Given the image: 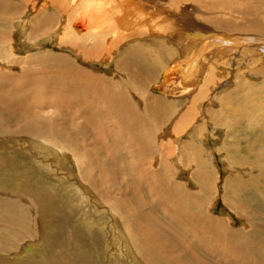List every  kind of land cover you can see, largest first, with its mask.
Listing matches in <instances>:
<instances>
[{"label":"rangeland","instance_id":"rangeland-1","mask_svg":"<svg viewBox=\"0 0 264 264\" xmlns=\"http://www.w3.org/2000/svg\"><path fill=\"white\" fill-rule=\"evenodd\" d=\"M128 1H133V5L136 7L137 11L139 10L138 16L126 15V13L120 11L117 14V18L123 22L125 20L122 18H127V22H133L134 20L136 23H130L131 26H127L125 29L121 27L118 31L123 34L122 36L127 37L128 34L131 33L134 34L135 37L130 41H127V38L122 40L117 37V39L120 40V45H118V49L114 50L111 56L106 59L105 64L99 61V63L93 61L89 68L100 74H106L105 76H113L118 69L114 63L122 57V51L124 52L130 46H139L142 53L138 56L144 55L146 59L148 58L147 61L152 66V71L154 73L151 75L150 84L145 90L148 96L140 94L139 97L138 95L137 102L133 103L130 109L134 111L138 102L141 106H144L152 99L159 100L160 102L157 106H161V108L164 109L162 110L157 107L161 117L155 119L153 115V120L149 122V129L147 132L150 137L143 139L145 142L142 146L143 148L150 147L147 151L144 150V153H150V156H153L155 154L154 149L160 148L162 145L164 146L163 149H169L171 147L174 150L176 149V152L179 151V153H182L184 158L179 156V158L176 157L172 159L173 162L170 163L172 167L164 170H162V163L159 172L162 176L164 175V178L160 176L156 180L151 171L155 169L154 165H156L155 161L157 159H154V157L149 159L148 157L147 159L153 162H151V164L152 167H154H148L146 169V166L142 165L143 167H138L136 171L137 167H134L133 162L127 161L123 156L124 153L122 151L119 153L118 151V166L120 167L116 174L114 170H109L111 169L110 163H104L106 161L102 160V155L96 152L99 150V147L96 144V137L92 135L90 129L79 128L78 133L75 135L74 131L71 129L70 120L64 122L60 115L66 107L63 106L64 109L55 105L52 107L49 106L52 103L50 102L49 104V102L46 101V107L45 105L34 109L31 107L35 111L28 113V115L34 117V115L40 116L41 114L42 122L52 121L56 126H62L63 131L67 135H70L74 139V142L78 143V146L74 144L77 148L75 146L69 147L70 149L68 148L67 155H70V157L67 159L63 158L64 155H62L60 149H56L57 151L55 150L54 147H56V145L53 147V141L49 139L47 141V139L40 136L36 138L32 135L28 137L26 134V138H24V135L16 136V138L18 137L16 139V145L8 141L7 146L9 148L0 149V166H2L0 168V191L7 199L6 203L2 202L0 209L6 210V207L12 204L9 198L18 197L21 190H26L32 194V196H36L37 198L34 205L36 212L46 206L44 212L46 214L48 213V215L53 218L51 224H48V228H50V226L52 227V225L54 227V231L52 229V238L54 237L55 239H52V245L64 244L60 238L65 241V231L70 229V231L77 234L75 238L80 239L79 241L86 249L83 251L84 253L81 252V254L76 256L77 259L76 257H74V259L66 257L71 261L69 263L73 264L145 263L143 261L144 258L140 257L139 254L135 252L137 250L134 245L131 244L132 251L134 252L131 253L130 250H125L127 246L126 243L123 242L124 239L121 238L122 236L118 238L120 241L115 236L117 228L113 230L111 227V224L114 223V214L111 215L112 212L110 209L115 208V210L112 211L117 215L119 206H121V210L119 211V223L124 233H128L127 235H129V220L131 223L137 221L138 224L136 225H139L138 230H144V232L150 231L147 237L153 238L151 240L157 241V243L162 246L156 247L151 244L152 249L156 252H160H158V258L154 257L157 261H160L159 257H162L164 262L168 261L165 264H180V262L176 260L177 252L171 253L170 250L171 248L176 250L178 246H169V244L173 245L175 242H178L179 244H187V246L184 245V247L190 251L191 254L198 253L202 256V253L203 256H205L206 264H253L247 260L252 258L263 263L264 248L261 252H255L257 249L254 247V251H247L244 255L238 254L239 257H236L234 253L229 252L225 248V243H227L225 240L228 241L227 236H229L232 230L236 232V236L234 238L230 237V243L232 242L235 244L236 249L246 244L244 242V238H246L244 232L247 230H249L251 234H259L261 236L262 241L256 239L252 241L253 244L256 242V244L258 243L261 247L264 246V208L256 204L252 206L250 204L252 203L251 200L249 197H246L252 190L249 187H243V185L247 186L249 184V178L258 175L259 168L254 167L252 164L254 163L255 165L257 160L254 161L252 157L251 160H241V162L239 160L235 163L237 158L236 155H239V153L236 152H238L237 150L240 148L235 147V144L240 143L242 146L245 142V145L247 139L249 141L251 138L249 135L257 136L261 140L259 141L260 143L264 140V111L256 115H249L246 110L243 112L239 111L238 113L241 114L242 118L240 115L238 117L235 114L230 115L227 112L228 110H236L238 108V98L245 95L247 96L250 93L254 94V99L252 100L259 103L261 106L259 108H263L264 110V93L259 92V90L264 87V73L259 75V70L257 69L258 64L264 63L261 59L258 61L255 60L256 56L257 58L261 57L260 50L258 49L259 46H256L258 49L256 52H259L258 55L255 53L247 56L249 62H245L246 60L244 61L242 58L244 56L241 55L243 51L247 50L245 45L244 47L241 46L242 48H238L235 56H233V54L231 57H222L219 53L215 55L210 54L209 56L208 53H206V56L200 60L202 65H198V71L195 77L189 80L188 77L181 74L180 68L184 67V62L179 58L180 50L176 36L181 30H183L182 32L188 31V33H186L187 37L191 36L195 33L197 27L201 25V21H204L202 19L212 18L219 9H209L208 5L193 6L190 4H180L178 6H173L169 3L165 4V0H160V4H158L155 9L152 7H149V9H139V5H137L139 2L138 0ZM0 2V6L5 5L4 7H0V65H3L1 67H5L8 70H20L19 66L12 64L15 63L13 62L14 58L17 59V63L20 59H31L39 57L41 54H44L45 57H47L46 55L59 54L60 57L77 61L76 57L78 54L81 56L83 54L82 52H84V54L91 52L88 48H84L81 53L76 54L69 48L61 47V43L69 41L70 39V42L72 41V34L74 32V34L78 32L79 34H77L78 36L76 35V37H79L81 33L83 35L88 32V29L90 31L97 28L95 23H97V25L101 24V21H89V10H92L93 16L100 14V10L98 12V10L90 7L87 0H1ZM110 6H113V4L107 5V21L108 24L113 26L115 23L114 18L112 15L108 14ZM122 13L125 15L123 16ZM232 13L235 14V12ZM84 15H86V17ZM76 16L78 17L76 18ZM225 16L226 15H222V18ZM45 17L51 20L49 29L48 27L42 29L44 27H42V24L39 22ZM139 17L140 20H138ZM38 22L41 28L38 29L39 31H34L33 26ZM97 31H99V29H97ZM114 35L107 33V35L103 37H106L107 41L110 42ZM77 39L78 38H76V40ZM242 42L243 41H241V43ZM160 43L163 44L166 51L164 50L162 52L159 50L157 44ZM34 44L35 46L31 47ZM148 51H151L150 55L146 54ZM95 53L96 51H94L92 55ZM89 55H91V53ZM240 56L242 60H240ZM254 60L256 62H254ZM141 71L142 74H140L139 68L135 67L131 72L139 73L149 81L146 67L143 66V70L141 68ZM118 79L119 81L128 79L126 72L122 69L118 72ZM141 82L140 79L136 81L131 80V85L136 88H142ZM10 89L11 88L6 85L1 87V90L6 92L4 101L10 100L9 97L13 93V91L10 92ZM141 95L144 96V98L146 97L145 101L142 100L143 97ZM19 101V103H21L24 99ZM125 106H127V104L124 102L118 105L119 110L123 113L125 112ZM254 107L257 108L256 105H254ZM248 110H250L249 107ZM66 111L69 112L70 109L68 108ZM11 114L13 116L15 114L16 116L17 111ZM6 115L11 117L9 114ZM49 118L52 120L48 121ZM108 118H110V114H108ZM20 119L22 118H17L18 121H21ZM159 119L163 122L159 123ZM28 120L21 122L15 121L12 125H9L3 120V122H0V132H8L13 129H22L24 127V129L27 130L31 127L29 125L30 123H23H26ZM247 120L249 123H245ZM58 121L63 124H59ZM38 122H40V120H38ZM47 122L44 124H47ZM146 122H148V120H146ZM250 124L253 127L249 128ZM22 125L24 127H20ZM27 125H29V127H27ZM246 125H248V127ZM90 128L92 129V127ZM247 133L248 136H246ZM257 137H255V140H257ZM21 138L23 140H21ZM115 138H117V136L113 135V139ZM4 139L5 137H0V140ZM64 141H67L66 136L63 138L62 142ZM81 141H85L86 143L83 144ZM257 142L258 140L256 143ZM40 143L41 146H38ZM189 144H192L191 148H194L197 152V146L202 148V153L200 152V155L197 153L195 160V164L201 167L204 170V174H206H203L202 182L195 178L194 173L197 172V168L195 165H190V160L188 159L189 154H185L183 151L185 148L189 149ZM117 145H119V143ZM140 149L141 147L138 146V150L142 152ZM260 150H258V153H262L263 149L262 151ZM75 153L81 156L79 157L80 159L82 158L81 160L83 163H81L79 157H77L76 161L74 157ZM168 156L161 155L158 157L162 160L167 159ZM176 159H178V161ZM119 160H121V162ZM5 162H7V164L3 167L2 163ZM75 162H78V164L80 163L79 165L82 164L81 168L78 164H75ZM244 162L246 166H244ZM248 165H250L251 168H248ZM87 166L90 167L89 171H86L88 168ZM262 168H264V166ZM91 170L92 174L88 173L91 172ZM107 170L108 176L104 178L101 176L102 171L107 172ZM119 170H121V175H119ZM117 178H119L121 182L117 180ZM11 180H13V182ZM142 180H145V182ZM260 180H263L262 189L264 190V177H260ZM127 181V184L138 189V191L135 192L136 199H132L133 197L125 183ZM177 184H181L179 190ZM240 185H242V187ZM232 191H234V193ZM187 194H190L192 199H190ZM263 195L261 197L262 204H264ZM175 199L178 203L173 207L171 203ZM28 200V196L23 197L24 203H28ZM96 202L101 204L100 208L97 206L98 204H96ZM191 202L195 204V215L191 217V212L193 213L194 211L190 210L187 211L186 214H180L182 210L190 209ZM258 204H260V201H258ZM154 206L159 208L157 217H160L159 219L164 217L163 219H167L169 222L163 220V225H155L148 222L147 218L142 215V212ZM176 207H178V209ZM105 209L107 212L103 211ZM175 209H180L176 216L174 215L176 213ZM124 211L129 212L130 218L124 216V213H122ZM203 212L205 213V219H203V221H198V218L204 217ZM63 217L66 218L65 221ZM209 218L215 219L217 222V224H215L217 227L215 234L218 233L220 236L219 238L222 237V244L219 243V248H217L216 251L213 250L216 248L215 245H213V241H211L210 237L206 236V233L198 231L197 233L199 235L200 232V235L197 238L192 234L197 227L200 229L207 227V219ZM246 219L249 221L248 225H246ZM219 222H222V224ZM190 223H193L194 227L190 225ZM218 224L222 225L223 228L221 230ZM223 225H226V227ZM227 227L229 228L227 232H225L224 228ZM124 228L126 230H124ZM205 238L207 242H205ZM189 243H193L194 245L191 246ZM208 245L209 247H204ZM45 247L46 246L43 247V245H40L39 241L30 242L23 239L19 241L18 247L14 251L15 253L20 250L21 255L15 257L11 264H17L18 262V264H21L30 259L37 261L39 264H55L54 257L48 261L47 254H43ZM246 249H242L239 252L246 251ZM69 250L70 249L63 248V251ZM184 250L185 249H183L181 253H185L188 257L189 254ZM207 256L214 259L212 261L215 263L210 262L211 259H208ZM190 262L191 261H188L186 263L191 264ZM259 262L257 264H259Z\"/></svg>","mask_w":264,"mask_h":264},{"label":"bare ground","instance_id":"bare-ground-1","mask_svg":"<svg viewBox=\"0 0 264 264\" xmlns=\"http://www.w3.org/2000/svg\"><path fill=\"white\" fill-rule=\"evenodd\" d=\"M87 1L89 2L88 4H90V7H93L95 10H98V12L100 10V14H98L96 16H93V14L91 12L92 10H89L88 14H89L90 19L89 18H87V19H89L90 22L101 21V24L97 25V23H95V26L97 28H95L94 30H90V31L88 29L87 30L88 32H86L83 35L81 33V35H79V37H76V35L79 33L77 32L76 34H74L75 33L74 32L72 34L73 35L72 41L70 42V40H71L70 39L69 41H65V42L61 43V47L69 48L76 54L81 53L84 48H88L91 51L90 52L91 55H89L90 54L89 52H87L89 54H87V53L84 54V52H82L83 54L81 56L78 54V56H80V57H78V56H77L78 58L76 57L77 61L60 57L59 54L58 55H46L47 57H45L44 54H41L39 57H34L31 59H25V58L20 59V61H18L17 63H16L17 59L14 58L13 62H15V63H12V64H14V65L16 64L17 66H19L20 70H17V69L16 70L15 69L14 70H11V69L8 70L5 67H1L3 65H0V122L1 121L3 122V120H4L9 125H12V123H15V121L21 122L24 120L26 121L28 119H32V120H28L26 123L22 122L23 124H29L30 123L29 125L31 127H29V125H27V127L30 128V129L28 128L29 130L24 129L25 127L22 125L20 127H24V128H22V129L19 128L20 130L19 129H16V130L13 129V130L8 131V132H4V131L0 132V137L1 136L5 137L4 140H0V149L9 148L7 146L8 141H10V142H12V144L16 145L15 144L16 139L18 138V137L16 138V136H21V135L25 136V134L28 137H30V135H32V136H34V138H36L37 136H40L42 138L47 139V141H48V139L53 141V143H52V144H54L53 147L55 145H56V147L58 146L57 148L54 147L55 150L60 149L62 155H64L63 158L68 159V157H70V155H67L68 148L73 147L75 145L78 146V143H75L74 139L70 135H67L63 131L62 126H56L55 124L52 123V121L51 122H47V121L42 122L41 121L42 120L41 114H40V116L34 115V117H31L28 115V113L35 111V110H33L34 108L43 107V105H45V102L48 101L49 104H50V102L52 103L49 106L53 107L55 105L57 107L59 106L62 108H63V106L66 107L65 109L63 108L64 110H63V112H61L60 115H61L62 119L64 120V122H67L70 120L71 129L74 131L75 135H76V133H78L79 128H85L87 130L90 129V132L92 133V135L96 137V144L99 147V150L96 152L97 153L99 152L102 155V157H101L102 160L106 161L104 163H110L111 169H109V170H114V172L116 174L118 173V169L120 167V166H118V158H119L118 151H119V153H120V151H122L124 153V155H123L124 158H126L127 161H132L134 167L135 168L137 167L136 171H137L138 167H143L142 165L146 166V169L148 167L153 168L155 166V169H153L151 172H153V175L155 176V178L157 180V178L162 176V174L159 172L161 169L162 163H163L162 170L168 169L169 167H172V165H170V163L173 162L172 159H174L176 157L179 158V156L184 158V156L182 153H179V151L176 152V149L174 150L172 147L169 149H167V148L163 149L164 146H162V145L160 146V148L154 149L155 154L153 156H150V153H144L145 152L144 150L147 151V149L150 147L149 146L148 148H143V146H142V144L145 142V141H143V139L150 137V135L147 132L149 129V126H148L149 122H151L153 120L152 119L153 115L155 116V119L160 118L161 114H160L158 108L162 109L161 106H157V104L160 102L157 99H152L151 101H148L150 103L147 102L144 106L143 105L141 106V104H139V102H138L137 105L135 106L134 111H131V109H130V107L133 106V103L137 102L138 95H139V97H140V94H142L144 96H148V94H147V92H145V90L147 89V87L150 84L151 75L154 73L152 71V66L147 61L148 58L146 59V57L143 54H142L143 56H141V55L138 56L139 54L142 53V50L140 49L139 46H130L124 52L122 51V53H123V54H121L122 57L115 61L114 64L118 68L115 75L105 76L106 74L105 75L100 74V73L93 71L89 68V66H91L93 61H97V62L99 61V62L105 64L106 59L108 57H110L111 54L114 52V50L118 49V45H120V40L117 39V37L121 38L122 40L127 38V41H130L133 39V37H135V35L131 34V33L128 34L127 37L122 36L123 34H121L118 31V29L121 27H122V29H125L127 26H131L130 23H136V21L133 20V22H127V18H122L125 20L123 22L117 18V14L120 11H122V12L126 13V15L130 14V16H138L137 14H138L139 10L137 11L136 7L133 5V1H128V0H87ZM138 1L139 2L137 5H139V9H143V8L149 9V7L150 8L152 7L153 9H155V7L158 4H160L159 3L160 0H138ZM164 3L165 4L169 3V4H172L173 6L174 5L178 6L180 4H190L193 6L208 5L209 9H219V10H217V13L215 14V16H212V18L210 17V19H202L204 21H201V25H199V27H197L195 33H193L191 36L187 37L186 33H188V31L182 32L183 30L178 32V35L176 36V38L178 39V46H179V50H180L179 58H181V61L184 62V64H183L184 67L180 68L181 74L183 76L188 77L189 80H190V78L195 77V75L198 71V65L199 64L202 65L200 60L204 56H206V53H208L209 56H210V54L215 55V54L219 53L222 57H227V56L231 57L233 54H234L233 56H235V53L238 50V48H242L245 45V48H247V50L244 49L245 51H243L242 52L243 54H241L242 56H244L242 58L244 59V61L246 60L245 62H249L247 60L248 59L247 56H249L251 54H255V53L258 55L259 52H256V51L259 49L261 57L257 58V56H256L255 60L258 61L259 59H261V61L264 63V46H261V45H264V0H207V1L206 0H165ZM0 4H1V2H0ZM108 4H113V6H110V8H109L110 10H108V14L112 15L114 18V21H115L113 26L108 24V21H107L108 20L107 5ZM84 5H86V4H84ZM4 6L1 5L0 7H4ZM143 6H146V7H143ZM69 11H70V9H69ZM210 11H212V10H210ZM78 12H80V11H78ZM112 12H115V13H112ZM232 12H235V14H233ZM122 15L124 16L125 14L122 13ZM222 15H226V16L222 18ZM84 16L86 17V15H84ZM162 16H164V15H162ZM77 17L78 16H76V18ZM138 20H140V17L138 18ZM39 22L42 24V27H44L42 29H46V27H48V29H49V25L51 23V20L48 19V17H45L44 19H42ZM39 22L36 23L34 26L32 25L34 28V31H39L38 29L41 28ZM87 24H88V22H87ZM97 29H99V31H97ZM30 30H31V28H30ZM67 32H68V30H67ZM107 33H110L113 35L115 34L114 37L110 40V42L107 41L106 37H103V36L107 35ZM76 38H78L77 39L78 41L76 40ZM241 41H243V42L241 43ZM257 43H259V44H257ZM157 45H158L159 50H161L162 52L166 49L162 43L157 44ZM33 46H35V44L32 45L31 47H33ZM256 46H259V48L257 49ZM29 49H31V48H29ZM145 50H146V48H145ZM261 50H262V52H261ZM94 51H96V53L94 55H92L94 53ZM151 51L146 52V54L150 55ZM11 57H13V56H11ZM29 57H32V56H29ZM29 57H27V58H29ZM240 58H241V56H240ZM242 58L240 60H242ZM230 59H232V58H230ZM255 60H254V62H256ZM4 64H6V63H4ZM143 66L146 67V72L148 71L147 77H148L149 81H147L143 76L140 75V74H142L141 68L143 70ZM135 67L139 68L140 74L136 73V72H131ZM199 67H201V66H199ZM120 69H122L124 72H126V76L128 77V79L119 81L118 72ZM257 69L259 70L258 71L259 75L263 74L264 73V64H258ZM200 71H202V70H200ZM263 77H264V74H263ZM138 79H140V81H142L140 83L143 86L142 88H139V87L136 88L135 86L131 85V80L136 81ZM3 85H6L7 87L11 88L10 92L13 91V93L9 97L10 100L4 101L5 97H6V92L1 90V87ZM140 90H142L143 92ZM259 92L264 93V87L261 88L259 90ZM144 96H142V97L144 98ZM143 98H142V100L145 101L146 97L144 99ZM228 98H230V97H228ZM23 99H24V101L19 103L20 102L19 100H23ZM252 99H254L253 93H250L247 96L246 95L243 97L241 96L238 98V102H237L238 108L236 110H232V111L226 110V111L230 115L235 114L238 117H239V115L241 116V114H239L238 112L239 111L243 112L244 110H246L247 114H249V115H256V114L261 113V112L263 113V111H264L263 108L262 109L259 108V107H261L259 105V103L254 102V100H252ZM122 102L127 104V106H125V109H124L125 112L124 113L121 112L119 110V107H118V105ZM254 105H256L257 108L254 107ZM46 106L47 105H45V107ZM57 107H56V109H57ZM248 107L250 110H248ZM68 108L70 109L69 112L66 111V110H68ZM162 110H164V109H162ZM16 111H17V114H16V116L14 114V116H15L14 117L11 113H16ZM6 114L11 115V117L7 116ZM108 114H110V118H108ZM17 118H22V119H20L21 121H18L19 119L17 120ZM241 118H242V116H241ZM38 120H40V122H38ZM50 120H52V119L49 118L48 121H50ZM81 120H83V121H81ZM146 120H148V122H146ZM46 122H47V124H44ZM58 122H59V124L62 123L60 121H58ZM158 122L162 123L163 121L161 119H159ZM246 122H248V120L245 121V123ZM22 123H20V124H22ZM248 125H246V126L248 127ZM153 126H154V124H153ZM90 127H92V129ZM251 127H253V126L250 124L249 128H251ZM248 133L246 134V136H248ZM113 135L117 136V138L113 139ZM27 136H25L24 138H26ZM65 136L67 137V141L62 142L63 138ZM249 136H251V138L249 139V141L247 139V142L245 145H244L245 142L243 143L244 146L243 145L241 146L240 143L235 144V147H240L237 150L238 152H236V153H239V155H236L237 158H236L235 163L239 160H240V162H241V160H251L252 157L254 158L253 159L254 161L257 160L255 165H254V163H252V164L254 167L259 168L258 175H254L252 178H249V180H250L249 184L247 186L243 185V187H249L252 190V192L246 196V197H249V199L253 203V204L252 203H250V204L252 206H255L254 204L260 205L264 208V204H262V202H261V197L264 193V190L262 189V181L263 180H260V177L261 178L264 177V168H262L264 166V140L260 143L259 141H261V140L257 136H255V135H249ZM255 137H257V140H258L257 143H256L257 140H255ZM22 138H21V140H23ZM254 140H255V143H254ZM17 141H19V140H17ZM47 141H46V143L48 145ZM85 141H81V142L83 144H85L86 143ZM153 142H154V139H153ZM118 143H119V145H117ZM191 145L189 144L188 145L189 149L185 148L183 151L185 152V154H187V153L189 154L188 159L190 160V165H193V166L195 165L197 168V172L194 173L195 178L198 179L200 182H202L204 170L195 164L197 153H199V155H200V152L202 153V151H201L202 148H200V146L199 147L197 146V150H198V152H197L194 148H191ZM193 145H194V143H193ZM38 146H41V143ZM138 146L141 147L140 150L142 152H140L138 150ZM84 147H85V145H84ZM175 148H176V146H175ZM261 148L263 149V151ZM258 150L262 151V153L259 152V153H261V154H259ZM80 154H82V153H80ZM161 155L162 156H168L169 155V156L167 157V159H162L163 160V162H162V160L158 157ZM240 155H242V156H240ZM79 156L76 155V153H75L74 157H75L76 161H77V157H79ZM80 157H79V159H80ZM148 157H149V159L151 157H154V159H157L155 161L156 165H154L152 167V164H151L152 161L150 162L147 159ZM81 159H80V161H81V163H83ZM176 160L178 161V159H176ZM119 161L121 162V160H119ZM6 164H7V162L2 163L3 167H5ZM75 164H78V162H75ZM79 164H78V166L81 168L82 164L81 165H79ZM231 164H232V162H231ZM244 166H246L245 162H244ZM1 167L2 166H0V168ZM125 167H126V165H125ZM247 167L251 168L250 165H248ZM88 168L86 171L90 170V167H88ZM127 169H128V167H127ZM129 169H130V167H129ZM142 172H143V170H142ZM148 172H150V171H148ZM88 173L92 174V170H91V172H88ZM146 174H148V173H146ZM119 175H121V170H119ZM204 175H206V174H204ZM85 176H87V175H85ZM101 176H103L104 178L106 176H108V170H107V172L102 171ZM161 178H164V175ZM9 180H10V177H9ZM117 180H119V178H117ZM138 180H141V179H138ZM11 181L13 182V180H11ZM206 181H204V182H206ZM143 182H145V180ZM125 183L127 184L128 181ZM5 184H7V183H5ZM82 184H83V182H82ZM180 185L177 184L178 190L181 187ZM201 185H203V184H201ZM86 186H87V184H86ZM127 186H128L129 191L133 197L132 199H136L135 192L138 191V189H136L135 187H133L129 184H127ZM240 186L242 187V185H240ZM232 192L234 193V191H232ZM0 194L2 196V197L0 196V205H1L2 202L6 203L7 199H6V196H4V194L1 191H0ZM8 195H10V194H8ZM184 195H186V194H184ZM24 196H28V198H29L28 203L27 202L24 203V201H23ZM187 196L190 199H192L190 194H187ZM36 198H37L36 196H32V194H30L26 190H21L18 197L9 198V200L12 202V204L8 205L6 207V210L0 209V264H11L14 261L15 257H17L18 255H21L20 250H19V252H15V253H14V251L18 247L19 241H21L23 239H26L30 242L39 241L40 245H43V247L46 246L45 250H43V254H47V258H48L47 260L48 261L52 257H54V260H55L54 263L55 264H73V263H69L71 261L68 260L67 258H73L74 259V257H76L78 254H81V252H83L86 249L82 246L81 242L79 241L80 239L75 238V236H77V234L74 233L73 231H70V229H67L65 231V241L62 238H60V240L64 244L55 245V246L52 245V241H53L52 239H55L54 237L52 238V229L54 227L52 225V227L50 226V228H48V226H49L48 224H51V221L53 220V218H52V216H49L48 213L46 214L44 212V208L46 206L43 209H40L36 212L35 206H34ZM26 201H27V199H26ZM258 201H260V204H258ZM42 202H43V200H42ZM177 203L178 202L175 199L174 201H172L171 205H173V207H174V206H176ZM179 203H180V201H179ZM244 203H246V202H244ZM42 204H44V203H42ZM96 204H98L97 206H99V208L101 207V204H99L97 202H96ZM194 207H195V204L191 202L190 209H187V210L184 209L181 211L180 214H182V213L186 214V212L189 210L194 211ZM176 208L178 209V207H176ZM177 209H175L176 210V213L174 214L175 216L177 215V213H179V210H180V209L179 210H177ZM110 210L112 212L111 215L114 214V223L111 224V227L113 228V230H114V228H117L116 235H115L117 239L121 236H122L121 238L124 239L123 242H125L126 246H127L126 247L127 249H125V250H130L131 253H134L132 251L131 244L134 245V247L137 250V251H135V250L134 251L137 252L140 257H143L146 260L145 261L142 258L143 261L145 262V263L143 262L144 264H165L168 262V261L164 262V260H162V257H159L160 261H157L156 259H154V257L158 258V256H159L158 252L159 251L156 252L154 249H152L151 244L153 246H156V247H162V246L159 245L157 243V241L155 242V241L151 240L153 238L147 237L148 232H150V231L147 230L148 232H146V231L144 232V230L143 231H141L140 229L138 230L139 225L138 226L136 225V224H138L137 221L132 220L133 222L131 223L129 220L130 230H129V235H127L128 233H124V231L121 229V225L119 223V221H120L119 211L121 210V206L118 207L117 215L115 213H113L115 208H112ZM103 211H106V209ZM157 211H159V208L154 206V207L149 208V210H147V211H143V212L141 211V212H142V215L145 216V218H147L149 223H152L155 225H160V224L163 225L162 224L163 220L169 222L167 219H163L164 217L159 219L160 217L159 218L157 217ZM108 212H109V210H108ZM122 213H124V216H127L130 218V214L128 211L127 212L124 211ZM194 213H195V211L193 213L191 212V214H192L191 217H193L195 215ZM191 214H188V215H191ZM203 216H204L203 218L201 217L202 219L197 217L199 219L198 221H203V219H205V213L204 212H203ZM63 219H64V221L66 220L65 217H63ZM207 220H208L207 221L208 222L207 227H205L203 229H200L197 227L195 229L194 233H192V234H194L195 238H197L200 235V232L198 235V233H197L198 231H202V232L206 233V236L210 237L211 241H213V245H215V247H216L213 250L216 251V249L219 248L218 247V245H220L219 243L222 244V239H221L222 237L219 238L220 236L218 235V233L215 234V231H217V227L215 226V224H217V222L215 221V219L209 218ZM187 221H190V220H187ZM191 221H192V219H191ZM59 223H60V221H59ZM219 223L222 224V222H219ZM220 224H218V227L221 230L223 227ZM248 224H249V221L246 219V225H248ZM190 225L193 226V223H190ZM224 227H226V225ZM228 228L229 227L224 228V231L227 232ZM124 230H126V229L124 228ZM53 231H54V229H53ZM55 231H56V228H55ZM165 231H166V229H165ZM143 232H144V234H143ZM145 233H146V235H145ZM235 233L236 232L234 230H232L231 233L229 234V236H227L228 241L225 240V242H227L228 244L225 243V248L229 252L234 253V255L236 257H239L238 254L244 255V253H246L247 251H254V247L257 249V250H255V252L256 251L261 252V250L264 248V246L261 247L260 245H258V243L256 244V242H254V244H253V242H252L253 240H256V239L262 241L261 236L259 234L258 235H255L253 233L251 234V232L249 230H247L244 232L246 235V238H244L245 239L244 242L247 245L241 244L242 246L236 249L235 248L236 245L233 244L232 242L230 243V237L234 238L236 236ZM252 236H253V239H252ZM205 242H207V239ZM144 243H145V245H144ZM182 244H179L178 242H175L173 245L169 244V246H175V247L178 246V247H176V250L173 248H171L170 250H171V253L177 252L176 253V260H178L180 262V264H187L186 262H188V261H191L190 262L191 264H193V263L194 264H206L205 256H203L201 251H200V253L202 256H200L197 252H196L197 254H194V253L191 254V252L188 251L184 247V245L187 246V244H184V243H182ZM190 245L193 246L194 244L191 243ZM204 247L205 248L209 247V245L204 246ZM63 248L70 249V250L69 251H63ZM194 248H195V246H194ZM183 249H185L184 251H186L189 254L188 257L185 255V253H181L183 251ZM242 249H246V251L239 252ZM258 255H259V253H258ZM207 258L211 259L210 256H207ZM76 259H77V257H76ZM261 259H262V257H261ZM212 260H214V259H211L210 262H213ZM247 260L252 262L253 264H257L259 262V261L254 260L253 258L247 259ZM213 263H215V262H213ZM21 264H39V263L35 260L30 259L27 262H23ZM136 264H138V263H136ZM259 264H264V262L263 263L259 262Z\"/></svg>","mask_w":264,"mask_h":264}]
</instances>
